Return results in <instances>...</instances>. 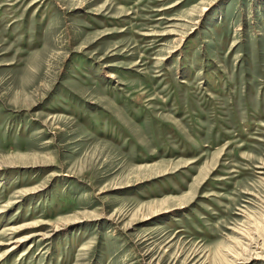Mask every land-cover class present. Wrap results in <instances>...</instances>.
<instances>
[{"label": "rangeland", "instance_id": "1", "mask_svg": "<svg viewBox=\"0 0 264 264\" xmlns=\"http://www.w3.org/2000/svg\"><path fill=\"white\" fill-rule=\"evenodd\" d=\"M0 264H264V0H0Z\"/></svg>", "mask_w": 264, "mask_h": 264}, {"label": "bare ground", "instance_id": "2", "mask_svg": "<svg viewBox=\"0 0 264 264\" xmlns=\"http://www.w3.org/2000/svg\"><path fill=\"white\" fill-rule=\"evenodd\" d=\"M111 75V74H110ZM110 75H109V77H110Z\"/></svg>", "mask_w": 264, "mask_h": 264}]
</instances>
